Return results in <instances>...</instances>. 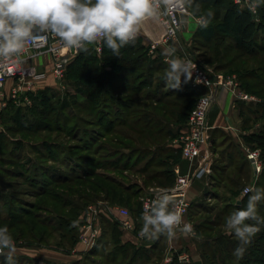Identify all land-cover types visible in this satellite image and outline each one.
Instances as JSON below:
<instances>
[{"label": "rangeland", "instance_id": "obj_1", "mask_svg": "<svg viewBox=\"0 0 264 264\" xmlns=\"http://www.w3.org/2000/svg\"><path fill=\"white\" fill-rule=\"evenodd\" d=\"M232 1L211 0L201 4L202 10L211 9L215 13L211 25L220 20ZM196 26L189 13L185 19L186 30L181 31L185 34L181 38L183 41L180 39L179 56L194 58L223 78L222 84L214 90L215 102L216 89L231 88L236 101L241 103L244 130L249 139H242L244 151H241L226 133L211 134L210 131L211 138L214 137L210 147L212 166L219 170L215 171L217 187L210 188L197 199L192 190L190 192L191 201L195 199L202 204L200 209L194 205L193 215L191 217L190 212L186 221L194 226L195 235L177 233L172 240L162 235L159 241L140 240L137 236L142 227L144 200L159 189L173 188L178 178L186 175L174 170L182 159L191 164L184 157L179 141L190 125L189 117L201 96L167 98L166 101L179 103L195 99L193 108L186 112L187 120L179 125L176 116H179L180 108L157 104L147 98L148 93L155 96L158 88L165 87L163 94L170 90L164 79L168 68L166 61H161L160 66L157 64L152 75L146 67L148 62L143 63L132 78H125L115 87L117 90L106 95L104 101L101 94L100 99L92 102L89 98L97 93L77 78L70 68L80 54L67 60L63 78H56L49 62L43 58L39 70L49 74L31 90H25L31 104H17L8 96L0 106V227L7 226L13 236L17 246L16 264H204L201 245L207 235L230 236L224 226L231 212L229 205L240 199L245 187L264 188V179L255 174L253 168L251 170L245 156L247 154L248 160V154L257 151L264 169V150L253 138V135L264 133V51L250 56L235 48L230 41L215 39L206 43L198 36L199 28ZM137 39L150 49L144 36L139 34ZM159 49L154 54L150 50H140L138 55L150 61L164 56ZM151 76L154 77L153 85H145L141 93L131 90L135 83L141 84ZM183 81L182 77L181 88L176 91L188 90L191 81ZM10 84L13 86L16 81ZM124 85L127 90L123 89ZM240 93L249 95L251 99L239 100ZM118 105H129L133 110L129 111L127 126H118L112 132L98 126L97 113L91 110ZM152 115L156 116L153 118ZM148 117L153 118L152 123ZM139 118L142 122L137 121ZM161 118H166V122L158 120ZM146 123L152 128H148ZM174 124H177L173 127L176 136L171 139L170 129ZM99 131H102L101 135ZM207 152L204 151L205 154ZM163 171L175 173L169 188L159 187L160 178H151ZM80 176L85 179L75 180ZM231 177L241 182L243 189L234 188ZM67 179L70 181L66 182ZM100 205L115 211H129L136 228L125 232L119 225L121 216L117 219L102 215L100 224L93 222V227L101 231L102 237L93 251L94 247L88 248L83 238L90 234L88 219L91 214L92 219L94 216L90 208ZM259 206L264 207V201ZM25 209L27 213L19 212ZM115 222L119 227L113 231L109 225L113 226ZM217 222L219 226L213 228V233L204 234L195 226L213 227ZM125 234L128 235L124 238ZM130 236L137 237L136 244L143 249L141 253L145 247L158 241L157 248L145 256H136L137 250L128 246L132 243ZM40 242L44 244H37ZM185 252L190 262L180 259V254ZM3 260L4 257L0 256V264Z\"/></svg>", "mask_w": 264, "mask_h": 264}, {"label": "clouds", "instance_id": "obj_2", "mask_svg": "<svg viewBox=\"0 0 264 264\" xmlns=\"http://www.w3.org/2000/svg\"><path fill=\"white\" fill-rule=\"evenodd\" d=\"M239 4L240 0H236ZM264 0H247L248 11L255 14ZM176 12L190 13L195 24L207 29L215 13L202 10L197 0H0V65L18 66L30 51L39 35L56 38L66 49L77 52L89 46L102 44L113 56H119L124 46L135 41L143 24L149 20L171 17ZM177 49L164 50L168 68L165 84L170 90L180 89L192 80L196 64L187 56L176 55ZM201 81L197 78L196 83ZM247 197L246 206L231 212L224 226L238 241L234 256L243 258L247 247L264 224L258 213V204L264 201V188L245 187L240 199ZM139 236L155 241L160 236L172 240L177 233L195 235L193 226L183 221L176 206V197L160 189L144 206ZM6 250V251H5ZM17 250L7 226L0 227V256L3 264H16Z\"/></svg>", "mask_w": 264, "mask_h": 264}, {"label": "trees", "instance_id": "obj_3", "mask_svg": "<svg viewBox=\"0 0 264 264\" xmlns=\"http://www.w3.org/2000/svg\"><path fill=\"white\" fill-rule=\"evenodd\" d=\"M211 0H197L200 4L208 3ZM219 2L224 0H218ZM261 33L264 34V5L260 6V14L259 19H257L252 13H250L247 9L239 8L234 4V0L229 4V7L226 9L222 17H220L219 21H216L215 25H209L207 29L199 28L197 30L198 36L202 38V40L206 43H211L215 39H219L220 41H231V44L235 46V48L240 49L247 55L256 56L261 51H264V37L260 40ZM140 42V43H139ZM140 50H144L145 52H149V48L146 45L141 43V40L135 39L134 42L124 46L120 50L119 56H113L112 52L104 46V51L102 55H99L94 46H90L87 52L82 51L80 55L75 60L74 64L71 65V69L74 71V75L86 82L90 89L97 93L95 97L89 98L90 101L94 102L97 99L101 98V94H103V101L107 97L112 90H117L115 87L119 86L120 83L125 78H132L136 71L142 66V64L147 63L146 67L150 75L156 71L157 64H162L164 61L161 56L151 58L150 61L143 59L142 55H138ZM92 51V52H91ZM101 56V57H100ZM160 62L158 63V61ZM228 65V64H227ZM225 65V66H227ZM160 66V65H159ZM167 66V65H166ZM221 69V66H219ZM142 80V78H141ZM154 77L151 76L148 79L142 80L141 84L135 83L134 87H131L133 92L141 93L145 85H153ZM137 84V85H136ZM113 87V88H112ZM164 88H158L155 96L152 93L147 94L148 100H153L157 104H164L172 107L180 108L179 116H176L178 119L179 125L187 120L186 112H189L193 108V104L195 103V99L191 101H186L184 103H179L177 101L170 102L166 101L167 98H172L173 96H177L179 98H187L193 97L197 98L202 96L207 92L206 89L203 88H195L192 84L189 85L187 91H176V90H168L164 94ZM124 90H127V86H123ZM130 90V89H129ZM163 94V96H162ZM108 101V100H107ZM91 111H95L97 113L98 120L97 125L105 128L106 131L112 132L117 129L118 126H127L130 121L129 111H133L129 105H118L117 107H95ZM264 110V108H263ZM154 114V113H153ZM243 114V111H242ZM156 115H152L154 118ZM264 118V111H263ZM128 118V121L126 120ZM153 118L148 117L149 121L152 123ZM133 120V119H132ZM136 119H134L135 121ZM157 120V118H155ZM159 121L163 120L166 122V118L158 119ZM137 121L142 122V118H139ZM162 121V122H163ZM93 122V121H92ZM247 123V121H245ZM150 124L149 122H147ZM146 125L148 126V124ZM177 123V122H176ZM151 125V124H150ZM174 125H171L170 129V138L173 139L176 134L174 132ZM178 125V127H179ZM148 128H152V126H148ZM180 129V127H179ZM264 129V125H263ZM102 133V131H99ZM169 133V132H168ZM101 135V134H100ZM253 138L256 139L257 144L264 150V133L260 135H253ZM246 140L249 139L248 135L245 137ZM214 143V142H213ZM214 172L218 170L215 166ZM243 167H241L242 169ZM243 170V169H242ZM219 171V170H218ZM174 171H163L158 173V175H152L151 178H160L159 187L169 188L172 184L174 178ZM157 176V177H156ZM262 179H264V169L260 173ZM87 178V177H86ZM85 177L80 176L75 180H83ZM232 185L234 184V188L243 189V185L235 178L231 177ZM66 182L70 180H65ZM236 181V182H234ZM247 197L245 196L243 199H236L232 205H229V209L231 212L235 211L238 208H242L246 206ZM199 202V203H198ZM194 202L191 207V217L193 215L194 205L197 209H200L202 204L200 201ZM240 203V204H239ZM233 206V207H232ZM79 207L80 206H75ZM138 208V207H137ZM227 208V212L229 211ZM232 208V209H231ZM21 213H27L26 209L23 211H19ZM225 212V211H224ZM230 212V211H229ZM230 212V213H231ZM258 213L261 217H264V207H258ZM227 214V213H226ZM221 216V214H219ZM223 216V215H222ZM219 220V219H218ZM219 222L216 223L213 227H205L202 225H195L196 229L203 230V233L211 232L213 233V228L218 227ZM113 231L118 228V224L115 222L113 226L109 225ZM260 231L255 235L252 240V243L247 247V250L243 256V258L238 259L234 256V249L237 247L238 241L236 240L234 235L230 236H220L215 235L210 236L207 235L206 241L202 243L201 248V258L204 264H264V224L259 225ZM122 235V233H121ZM102 237L98 240L97 244L94 246L93 251L97 249ZM161 240V239H160ZM39 245L44 243H37ZM76 244V242L74 243ZM158 241L151 245L147 246L144 249V253L142 252V247L138 246L134 243H128V246L134 247L136 256L139 255H147L151 251H155L157 248ZM125 245L124 247H126ZM152 254V253H151ZM135 260V259H134ZM133 260V261H134Z\"/></svg>", "mask_w": 264, "mask_h": 264}, {"label": "built area", "instance_id": "obj_4", "mask_svg": "<svg viewBox=\"0 0 264 264\" xmlns=\"http://www.w3.org/2000/svg\"><path fill=\"white\" fill-rule=\"evenodd\" d=\"M246 3L247 0H240L239 4L234 0V4L242 9H247ZM188 14L189 13L176 12L171 17H162L159 20L164 26V35L162 39L151 42L150 49L152 52L157 50L162 40L169 43L179 39L181 31L185 28V19ZM259 14L260 7L253 15L259 19ZM91 46H94L99 55L103 54L104 46L102 44ZM81 52L82 51L77 52L75 50L63 48L54 37L37 34L29 53L18 66L0 65V106L8 96H10L17 104H31V99L28 95H25V90H31L36 83L47 79L49 74L48 71L39 70V64L43 58H46L49 62V66L53 69L55 77L63 78L67 60L76 58ZM188 58L196 64L191 84L195 88L206 89L207 94L204 93L205 95L200 97L196 108L192 111L189 117L190 125L186 127V131L183 132V136L179 141V146L183 150L184 157L191 161V170L186 175L180 176L173 188L166 189L175 195L176 206L180 209L184 222L188 220V215L193 204L190 199V192L193 189L194 184L197 181L204 179L212 171L213 156L210 153L212 139L207 120L209 111L215 102L214 90L218 85L222 84L223 80L222 77L215 75L201 62L191 57ZM197 78L201 81L199 84L196 83ZM10 81H16V84L11 86L8 90L7 85ZM238 99L248 101L251 97L240 93ZM204 151H208L207 154H205ZM202 156H204L202 160H197ZM248 158L251 161L254 171L259 175L262 172L263 167L259 162L258 152H250ZM157 191L144 200L143 212L145 204L149 203L154 198V194ZM90 210V212L94 213L93 219L91 213L90 218L88 219L90 223V234H87V236L83 238V242L90 249L97 244L101 236V231L93 227V222H98V224H100L102 215H107L111 218H117V216L120 218L121 216L120 219H117L120 228L125 232H132L136 228L134 220L130 217L129 211L127 210L115 211L104 205L91 207ZM118 212L119 214H117ZM137 236L140 240H144L139 236V233ZM180 259L184 262L191 261L187 252H185V254H180Z\"/></svg>", "mask_w": 264, "mask_h": 264}, {"label": "crops", "instance_id": "obj_5", "mask_svg": "<svg viewBox=\"0 0 264 264\" xmlns=\"http://www.w3.org/2000/svg\"><path fill=\"white\" fill-rule=\"evenodd\" d=\"M196 27L199 28L198 26H196ZM183 34H185V33L182 32L180 34L179 39L176 41H173V42L168 43V42H164L162 40L161 44L158 48H160L162 50V52H164V50L166 48L173 46L177 49L176 55H179L178 49L182 46L180 39L182 38ZM140 35L144 36V39L146 41H148L149 44H151V42L154 40L156 41V40L162 39V37L164 35V26L159 20L146 21L142 26ZM263 37H264V34L261 33L260 40L263 39ZM228 41H230V40H228ZM149 50H150L151 54L155 53V51L152 52L151 49H149ZM162 58L166 62L168 59H170L169 57H166L165 55L162 56ZM218 74H220V73H218ZM10 83H11V81L7 85L8 90L10 88L9 86L12 85ZM216 92H217V100L212 105V107L209 111V114H208V124L211 127V130H210L211 134L226 133L227 135H229V137H231V142H235L238 145V147L240 146L239 149H241V151H244V149H243L244 144L242 142V139L245 138L246 131L244 130L245 125H244V118L242 116L241 103L239 104L238 101H236V99L232 93L231 88L223 89L222 87H219L218 89H216ZM211 139H212V143H213L214 137ZM245 156H246L247 163L250 164V166H251L250 168L253 171L251 161L249 159L247 160V154H245ZM248 164L243 165L244 169H246V166ZM213 167H214V165L212 166V171L209 175H207L204 179H201L194 184V187L192 189V195H195L196 199L199 198L198 196H203L204 193H207L210 188H213L217 185V181L215 180L217 177V174H216V172H214ZM174 170H175V172H179L180 174H187L191 170V164H189V162H187L186 160L182 159L181 163L176 165ZM255 174H256V172H255ZM192 202L194 203V202H196V200L193 199ZM127 235L125 234L124 238ZM161 237L162 236H160L158 241L161 239ZM129 241L136 244L137 243V237L133 236V238H132L130 236Z\"/></svg>", "mask_w": 264, "mask_h": 264}, {"label": "water", "instance_id": "obj_6", "mask_svg": "<svg viewBox=\"0 0 264 264\" xmlns=\"http://www.w3.org/2000/svg\"><path fill=\"white\" fill-rule=\"evenodd\" d=\"M240 204V203H239Z\"/></svg>", "mask_w": 264, "mask_h": 264}]
</instances>
